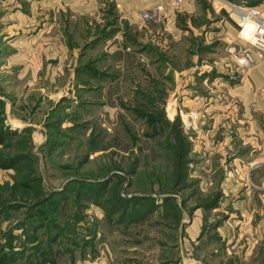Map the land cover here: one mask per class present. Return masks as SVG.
Segmentation results:
<instances>
[{"label": "rangeland", "instance_id": "rangeland-1", "mask_svg": "<svg viewBox=\"0 0 264 264\" xmlns=\"http://www.w3.org/2000/svg\"><path fill=\"white\" fill-rule=\"evenodd\" d=\"M2 2L10 3H0V264H264V212L254 213L260 151L236 135L247 119L225 79L210 82L211 67L237 74V33L199 42L184 4L147 23L146 0L131 19V4L108 0L94 20L75 0ZM202 49L209 80L185 82ZM248 113L264 123V106ZM231 117L227 133L238 143L227 149L219 132ZM177 133L190 164L174 187ZM110 194L126 200L122 213L109 212Z\"/></svg>", "mask_w": 264, "mask_h": 264}, {"label": "crops", "instance_id": "crops-1", "mask_svg": "<svg viewBox=\"0 0 264 264\" xmlns=\"http://www.w3.org/2000/svg\"><path fill=\"white\" fill-rule=\"evenodd\" d=\"M5 1V0H4ZM8 1H17V0H8ZM44 1H50V0H42L40 5H46ZM66 1V0H62ZM152 0L147 1L144 3L143 6H148L150 9L156 8L158 6H166L169 0ZM184 11L186 12L185 15H188L190 21L186 24L188 25L189 29V35L197 38L199 42L202 41L201 37H210V38H216L218 40H221L222 42L228 41V38H232V34L236 35L237 30L234 27V24H232L229 20L226 19L223 15L220 14H214L212 11L205 9L201 10L202 4H204L201 0H182ZM230 1V0H229ZM239 1V0H238ZM63 2V3H64ZM77 4L85 8V10L78 11L80 14H86L89 16L91 20H94L97 14V11L100 7H103L104 4H107L108 0H75ZM117 2V1H116ZM123 4L127 3L131 4V6L127 7V16L130 17H136L139 13L142 12V10H139V5L137 4V0H120ZM250 2L255 5L259 6L264 9V0H250ZM0 3L6 5L8 3H3L2 0H0ZM17 3V2H15ZM14 3V4H15ZM38 2H36L37 4ZM166 3V4H165ZM65 5V4H64ZM126 5V4H125ZM153 7V8H152ZM148 8V9H149ZM182 10V9H181ZM180 10V11H181ZM144 11V10H143ZM135 15V16H134ZM137 15V16H136ZM184 14L176 15L174 18H176V22L181 21V18L184 17ZM180 17V18H179ZM128 18V20L130 21ZM202 19V20H201ZM195 21H197V24H195ZM183 27V26H182ZM217 34L207 33V31H217ZM221 29V30H219ZM175 31V37L179 36L177 33L183 32L182 30L176 29ZM188 32V31H187ZM187 32H184L183 34H188ZM191 37V38H192ZM225 40V41H224ZM209 43H205L201 46V48H204V46H208ZM210 53L206 50H201L200 53L197 52L194 53L192 58V65L188 68L189 72L194 73V71H197L194 75H192L191 79L186 80L185 82H206L208 81L209 76V70L213 69L215 71L216 77H213L210 79V82H214L218 79H225L223 85L227 87L228 90V96L229 98H232L233 103H231L232 106L238 105L239 108L242 109V116L247 119V121H244V124L247 125V128L243 129V127L237 129L239 127V124H242L243 122H238L236 125V132L239 139L243 141L241 138L242 135H246L247 137H251L248 141L244 140L242 145H247L246 143H251V139L254 140V149H257L260 151L259 155L254 156V182L255 185L260 186V191H257V189H254V213L255 214H263L264 210V180L262 179V170L264 172V123L261 124L260 121H263V119H260L256 116H251L248 113V110L251 109V107H254L256 110H261L262 106H264V62H259L253 65L245 74H242V78H238L237 80H234L236 77L235 74H229L230 71V64L226 65V67H222L218 65L217 67H207L205 65L204 59L206 58V55ZM204 55V57H203ZM215 64V63H214ZM170 70V69H169ZM232 70V69H231ZM229 74V75H228ZM182 74L176 73L174 71V78L175 82L176 80H181L180 76ZM200 77V78H199ZM233 77V79L230 81V79ZM216 79V80H215ZM242 79V81H240ZM212 80V81H211ZM196 101L191 102L190 104H193ZM235 103V104H234ZM234 104V105H233ZM232 110V109H231ZM233 122H235V118L231 117L230 121H224L221 124V130L219 132V136L222 137L223 141L222 145L226 146L227 149H231V145H234L236 142L238 143V139H233L232 135H234L233 131H230L227 133V126L229 125V128L235 129L233 127ZM210 124V123H209ZM217 129V126L215 127ZM214 129L211 134H216L217 130ZM218 136V138H219ZM231 138L232 142H229L228 139ZM220 139V138H219ZM246 139V138H245ZM233 143V144H232ZM258 156L260 159H258Z\"/></svg>", "mask_w": 264, "mask_h": 264}, {"label": "built area", "instance_id": "built-area-1", "mask_svg": "<svg viewBox=\"0 0 264 264\" xmlns=\"http://www.w3.org/2000/svg\"><path fill=\"white\" fill-rule=\"evenodd\" d=\"M211 1L226 10L237 30L236 45L239 51L236 58L237 74L234 79L237 80L253 65L264 62V9L259 6L236 5L227 0ZM182 4V0H172L166 6L145 11L141 19L148 23L156 16L167 18L171 11L181 7Z\"/></svg>", "mask_w": 264, "mask_h": 264}, {"label": "trees", "instance_id": "trees-1", "mask_svg": "<svg viewBox=\"0 0 264 264\" xmlns=\"http://www.w3.org/2000/svg\"><path fill=\"white\" fill-rule=\"evenodd\" d=\"M1 123V119H0ZM1 131H0V143H1ZM175 144L176 148L173 150L172 154V185L175 186H183V184L187 180V173H188V166H189V159H188V153H189V145L186 142V139L184 136H182L180 133L176 134ZM4 168H15V163H12L8 166H3ZM127 169V170H126ZM138 169L137 162L133 163L129 168H125V171L128 176H135ZM55 195V194H54ZM109 196V195H108ZM108 204V210L112 214H119L122 213L126 206V200H122L119 197H112L110 194L109 199L107 200ZM125 203V204H124ZM164 207L170 208L171 206L169 204H164ZM206 207V205H205Z\"/></svg>", "mask_w": 264, "mask_h": 264}]
</instances>
